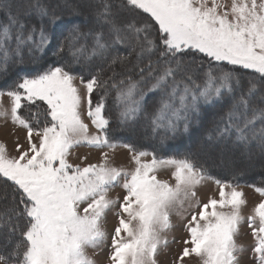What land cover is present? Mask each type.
Masks as SVG:
<instances>
[{
    "label": "snow or ice",
    "instance_id": "1",
    "mask_svg": "<svg viewBox=\"0 0 264 264\" xmlns=\"http://www.w3.org/2000/svg\"><path fill=\"white\" fill-rule=\"evenodd\" d=\"M49 53L52 64L26 69ZM4 96L0 117L26 131L27 147L11 155L0 142V264H96L87 249L107 241L109 213L108 264H161L186 202L199 210L173 264H242L249 249L264 264V199L245 217L238 188L257 168L264 183V0H0ZM79 145L122 146L134 167L108 152L72 163ZM168 168L174 184L157 176ZM205 180L219 198L202 203ZM116 187L123 196L109 195Z\"/></svg>",
    "mask_w": 264,
    "mask_h": 264
},
{
    "label": "rangeland",
    "instance_id": "2",
    "mask_svg": "<svg viewBox=\"0 0 264 264\" xmlns=\"http://www.w3.org/2000/svg\"><path fill=\"white\" fill-rule=\"evenodd\" d=\"M0 105L4 108L10 107V100L7 96L0 98ZM85 123L89 124V132H95L96 129L91 125V122L87 119L85 114ZM2 132L6 133L3 134ZM0 138L3 139L1 142L5 143L7 149L11 155H16V144L17 142L27 147V143L25 140L26 132L14 125L10 119H5L0 117ZM102 152H108L110 157V163L116 167H124L126 169H131L134 167V163L131 161V153L128 149L119 146L115 150L108 148H95L87 145H79L74 147L71 150V155L69 157L70 162L79 163L82 166L87 163H97L100 159V154ZM144 159L150 160L151 156L145 157ZM173 169H162L157 172V176L159 179L168 180L170 183L174 184L175 180L172 177ZM219 171V170H218ZM222 174H229L228 172L219 171ZM245 175H249L251 177L257 178L260 176V169L257 168L253 172H247ZM239 189H242L244 192V198L247 203L242 206L241 213L243 216L247 217L251 215L252 209L256 203H258L264 197H261L254 189V187H250L249 183H239ZM197 199H199L202 203H206L207 200L212 198H219L218 195V186L215 184L214 180H205L201 185L197 186ZM124 191L120 187H116L111 189L109 195L111 197L123 196ZM193 205L195 201L191 202ZM192 210L198 211V208H189V203L186 202L184 206V210L181 212V215H177L175 212L171 216L173 227L168 230L164 235L167 237L169 243L166 248L161 249L158 254V260L161 264H173V261L179 257L180 252L182 251L184 244L183 240L187 239L188 234L184 229L183 225L187 223V219H190V215L188 213ZM227 210V209H225ZM181 216H186V219H182ZM118 223L117 218L109 213L108 217L104 221V227L108 232L107 241L101 245V248H88V255L96 260V264H108V252H109V244L111 242V234L114 231V227ZM252 237L250 235V229L245 220L240 226V235L237 237V242L239 244L244 245L246 248L251 243ZM254 257L250 249L243 254L242 264H253ZM184 264H199V259L195 256L184 258Z\"/></svg>",
    "mask_w": 264,
    "mask_h": 264
},
{
    "label": "trees",
    "instance_id": "3",
    "mask_svg": "<svg viewBox=\"0 0 264 264\" xmlns=\"http://www.w3.org/2000/svg\"><path fill=\"white\" fill-rule=\"evenodd\" d=\"M56 59V57L52 56L51 53H49L48 56H46L43 60L37 62V63H27L26 62V69L28 71H32L35 72L37 70H43L45 67H47L48 65L52 64V62ZM94 99L96 98L95 96L93 97ZM111 99L109 100V107H111ZM140 143H142L148 151H152V148L149 147V142L146 140L141 141ZM179 142H172L173 147H177ZM182 150V149H181ZM168 155L174 154L172 152L167 153ZM160 155H165V153L161 152ZM212 175L214 177H217L219 179L222 180H230L231 179V174H222L219 171L213 172ZM261 176L254 178L251 177L249 175H244L243 177H241L240 179V183H253L256 184L257 186H264V183H261Z\"/></svg>",
    "mask_w": 264,
    "mask_h": 264
},
{
    "label": "crops",
    "instance_id": "4",
    "mask_svg": "<svg viewBox=\"0 0 264 264\" xmlns=\"http://www.w3.org/2000/svg\"><path fill=\"white\" fill-rule=\"evenodd\" d=\"M25 132H26V131L24 130V133H25ZM2 133L6 135V133H4V132H2ZM2 133H0V134H2ZM2 140H3V139L0 138V142H1Z\"/></svg>",
    "mask_w": 264,
    "mask_h": 264
}]
</instances>
